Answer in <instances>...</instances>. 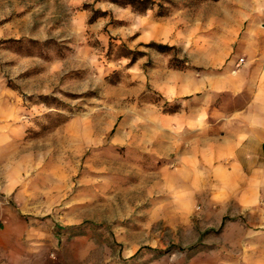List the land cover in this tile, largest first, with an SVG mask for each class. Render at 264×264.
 Returning <instances> with one entry per match:
<instances>
[{"label": "rangeland", "instance_id": "obj_1", "mask_svg": "<svg viewBox=\"0 0 264 264\" xmlns=\"http://www.w3.org/2000/svg\"><path fill=\"white\" fill-rule=\"evenodd\" d=\"M130 2L0 0V203L48 223L59 264H249L247 223L234 243L176 187L169 115L233 57L225 9L244 29L264 0Z\"/></svg>", "mask_w": 264, "mask_h": 264}, {"label": "crops", "instance_id": "obj_2", "mask_svg": "<svg viewBox=\"0 0 264 264\" xmlns=\"http://www.w3.org/2000/svg\"><path fill=\"white\" fill-rule=\"evenodd\" d=\"M225 12L224 34L233 39V57L222 72L202 75L200 89L207 92L200 106L169 115L177 135L169 152L175 180L181 182L176 187L200 198L208 225L224 224L227 215L236 218L233 241L244 244L245 221L248 263L264 264V20L256 16L241 29L238 9ZM239 58L240 68L232 73ZM211 91L244 103L210 107ZM49 229L48 223L26 220L21 210L0 203V264H59L49 253L54 247Z\"/></svg>", "mask_w": 264, "mask_h": 264}, {"label": "trees", "instance_id": "obj_3", "mask_svg": "<svg viewBox=\"0 0 264 264\" xmlns=\"http://www.w3.org/2000/svg\"><path fill=\"white\" fill-rule=\"evenodd\" d=\"M130 1H132V2H130V3H132V7H137L136 5L138 3H142V0H130Z\"/></svg>", "mask_w": 264, "mask_h": 264}, {"label": "built area", "instance_id": "obj_4", "mask_svg": "<svg viewBox=\"0 0 264 264\" xmlns=\"http://www.w3.org/2000/svg\"><path fill=\"white\" fill-rule=\"evenodd\" d=\"M243 61V58H239L238 62L236 63V66H239V64Z\"/></svg>", "mask_w": 264, "mask_h": 264}]
</instances>
